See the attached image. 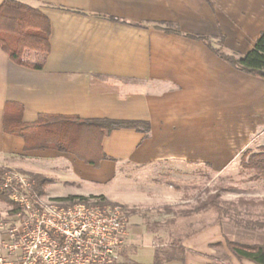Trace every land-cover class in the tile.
Returning <instances> with one entry per match:
<instances>
[{"label":"crops","instance_id":"1","mask_svg":"<svg viewBox=\"0 0 264 264\" xmlns=\"http://www.w3.org/2000/svg\"><path fill=\"white\" fill-rule=\"evenodd\" d=\"M16 1L43 13L51 32L47 45L20 40L19 56L41 68L17 64L0 48V166L48 178L44 198L104 195L122 202L126 182L179 189L184 176L195 186L202 168L224 173L245 151L264 147V79L234 68L196 38L246 54L264 32V0ZM25 41L39 50L26 52ZM8 102L21 105L28 123L49 114L145 121L150 128L109 132L102 141L107 158L94 166L52 148L26 150L23 137L4 130ZM140 192L129 200L138 201ZM156 234L145 220L128 226L125 262L154 264L156 247L167 245ZM182 235V259L162 264H210V246L222 242L219 224Z\"/></svg>","mask_w":264,"mask_h":264},{"label":"trees","instance_id":"2","mask_svg":"<svg viewBox=\"0 0 264 264\" xmlns=\"http://www.w3.org/2000/svg\"><path fill=\"white\" fill-rule=\"evenodd\" d=\"M115 19V18H111ZM117 20V19H116ZM51 32V25L46 16L37 8L16 0H5L0 4V48L4 50L10 58L17 64L41 68L42 63H32L19 56V44L21 39H31L32 41L47 45ZM203 40L218 56L228 62L234 68L247 74L264 79V32L257 39L254 47L242 56L227 53L222 47H215L208 37H196ZM223 41V37H221ZM23 109L21 105L8 102L4 119V130L7 133L21 136L25 139L26 150L52 148L60 152H69L78 156L86 163L99 166L100 162L107 158L102 146L105 135L115 129L135 128L147 131L150 128L148 122L136 120H124L113 118L102 119H81L76 116H61L40 114L34 122L23 121ZM241 164L245 169L254 170L256 176L264 177V147L254 152L247 150L242 154ZM12 169L0 166V201L9 204L12 209L10 213L18 211L17 205L11 199L12 190L4 186V176ZM28 177L32 187V195L41 197L45 194V186L49 179L43 175L15 170ZM65 202L97 201L111 202L104 195L82 196L69 195L59 197ZM115 203V202H114ZM215 209L218 212L224 210L219 195L209 196L201 203L196 212L202 210ZM128 217L135 214H142L147 228L153 230V225L147 220L145 213L139 209H128L123 207ZM164 211L171 212V206L158 209L162 214ZM187 215V214H183ZM173 223L174 220L167 221ZM180 229L181 227H176ZM183 228V227H182ZM181 230V229H180ZM183 238H186L183 236ZM226 246L232 255L239 261L248 260L254 264H264V243H242L231 240L224 236ZM216 245H220L217 243ZM185 248L180 239L172 240L166 246H158L155 249L154 264H162L173 259H182Z\"/></svg>","mask_w":264,"mask_h":264},{"label":"built area","instance_id":"3","mask_svg":"<svg viewBox=\"0 0 264 264\" xmlns=\"http://www.w3.org/2000/svg\"><path fill=\"white\" fill-rule=\"evenodd\" d=\"M16 213L0 217V264H127L128 216L114 202H65L32 195L28 177L8 171Z\"/></svg>","mask_w":264,"mask_h":264},{"label":"rangeland","instance_id":"4","mask_svg":"<svg viewBox=\"0 0 264 264\" xmlns=\"http://www.w3.org/2000/svg\"><path fill=\"white\" fill-rule=\"evenodd\" d=\"M22 45L29 53L39 50V46L28 41L22 42ZM241 157L224 173H207L202 168L199 181L194 182L195 186H192L187 176H182L184 179L179 181L181 185L179 189H167L168 184L163 183L160 184L161 188L153 191L141 189L140 181L126 182L120 191L126 200L110 201L128 209L142 210L153 225V232L157 233L155 235L157 243L169 244L177 239L184 242L186 239L182 233L191 232L192 227L204 228L211 224H219L222 229V242L219 246L216 244L210 246L209 249L213 252L210 264H254L248 260L239 261L235 258L228 250L224 238L226 236L242 243H264V177L256 176L254 170L245 169L241 164ZM126 178L128 179V176ZM139 190L140 199L136 202L130 201L129 195L131 193L135 195ZM215 194L219 195L223 211L218 212L215 209L195 211L209 196ZM168 202L173 204L172 211L159 214L157 209H162ZM11 209L9 204L0 201V217ZM184 213L187 215H183ZM192 216L193 221L190 220ZM171 219L174 222L167 223V220ZM135 221L139 225H144L142 214L128 217V226ZM178 226L181 230L176 228ZM165 233L168 234L164 235Z\"/></svg>","mask_w":264,"mask_h":264}]
</instances>
